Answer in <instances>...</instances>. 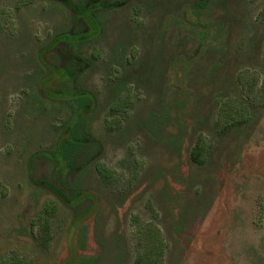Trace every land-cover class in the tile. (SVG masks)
<instances>
[{
  "label": "rangeland",
  "instance_id": "374dc122",
  "mask_svg": "<svg viewBox=\"0 0 264 264\" xmlns=\"http://www.w3.org/2000/svg\"><path fill=\"white\" fill-rule=\"evenodd\" d=\"M75 1L0 0V264H264V0ZM79 27L91 39L76 83L97 145L65 184L45 155L69 117L54 95ZM243 94L259 106L225 131L251 112ZM120 95L127 112L113 116ZM199 135L202 164L190 156ZM30 164L69 197L81 189L91 211L75 225Z\"/></svg>",
  "mask_w": 264,
  "mask_h": 264
},
{
  "label": "trees",
  "instance_id": "16d2710c",
  "mask_svg": "<svg viewBox=\"0 0 264 264\" xmlns=\"http://www.w3.org/2000/svg\"><path fill=\"white\" fill-rule=\"evenodd\" d=\"M89 0H77L75 3L77 4V9L79 12L84 6V3L88 2ZM203 2H207V0H203ZM201 7H204L206 3H200ZM79 14V13H78ZM72 14L70 21L73 22L76 26L77 20L79 15ZM202 30V29H201ZM76 33L72 35L71 39V46L66 53V63L63 65L62 68V84L59 86V93H56L54 96H58L59 100L67 104L69 106V117L64 125V129L58 139L56 149L52 153V155L48 154L45 155L47 159H49L54 168L57 170V175L63 176L62 181L66 184V171L68 169L75 168V164L77 160L85 155V153H89L92 146L97 142L90 137L85 129V114L87 112V106L90 103V97L87 95L83 88H80L76 83L77 78L79 77L82 68L85 66L81 65L84 62L87 63L88 59L82 56V47L84 44L91 39L90 33H86L82 31V27H79L78 31H74ZM209 33L208 29L202 30V36L199 41L200 47L207 48L209 43L206 41L207 34ZM134 56V55H133ZM132 57V54H131ZM128 57V63L130 62V58ZM93 58H98V53H93ZM191 58V57H189ZM84 61V62H83ZM43 85V86H42ZM42 90L46 92L44 88V82H42ZM238 85H242V81L238 82ZM247 95H241L240 99H238L242 104L241 106L247 105V108L251 110L249 113L246 109H241L242 112L239 113L241 117L236 120H232L231 122H227L223 124V128L225 131L229 130L230 128H238V126H242L244 123L250 121L252 116V112H254L257 107L259 106L256 102H251L247 100ZM128 99L122 97L120 95L111 106V112H113V116H120L123 112H127L125 110L126 104L128 103ZM222 100L217 101V106L219 110L222 109L220 103ZM235 128V129H236ZM97 145V144H96ZM40 154V153H39ZM42 154V153H41ZM205 154H206V145L205 139L203 135H199L197 141L193 145L190 156L191 160L197 164H202L205 161ZM89 161L87 160L85 163L81 165H86ZM32 164L29 166V174L34 179L37 184H43L47 187H53L57 190V194L59 198H61L62 202L67 206L71 207L74 211V224H78L80 220L83 219L92 209V203L89 205H85L84 202L86 200L92 201V198L87 196L83 198H79V196L83 193L81 189L69 188L73 194L72 197H69L65 190H61L52 180L49 178H36L33 171H32ZM96 170L99 174V177L102 181L106 184H110L111 181L115 179L114 170L110 169L104 162L97 161L95 164ZM48 207V206H47ZM47 207L45 208L47 210ZM47 213V212H46ZM51 228V221L50 215L44 217V221L41 223V228L39 232L35 233V238L38 243L42 246H45L46 243L49 241V233ZM17 264H29V263H22L17 262Z\"/></svg>",
  "mask_w": 264,
  "mask_h": 264
}]
</instances>
